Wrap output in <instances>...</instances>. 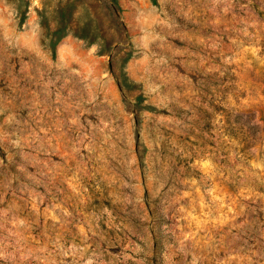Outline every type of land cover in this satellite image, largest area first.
<instances>
[{
	"label": "rangeland",
	"instance_id": "rangeland-1",
	"mask_svg": "<svg viewBox=\"0 0 264 264\" xmlns=\"http://www.w3.org/2000/svg\"><path fill=\"white\" fill-rule=\"evenodd\" d=\"M0 264H264V0H0Z\"/></svg>",
	"mask_w": 264,
	"mask_h": 264
}]
</instances>
